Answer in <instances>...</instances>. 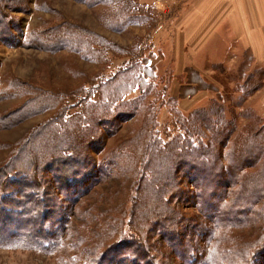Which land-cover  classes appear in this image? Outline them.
<instances>
[{
  "label": "rangeland",
  "instance_id": "rangeland-1",
  "mask_svg": "<svg viewBox=\"0 0 264 264\" xmlns=\"http://www.w3.org/2000/svg\"><path fill=\"white\" fill-rule=\"evenodd\" d=\"M189 1L0 0V166L18 154L19 149L22 154L18 155V161L22 166H26L30 150L38 164H43L45 153L53 150L51 144L59 136L58 124L81 111L85 90L101 87L135 63L149 69L144 73L149 76L147 82L158 92L156 96L150 94L149 98L157 100V132L164 142L182 132L175 111L192 119L196 113L209 110L206 118L201 117L208 134V119L218 117L213 109L219 106L221 119L233 126L228 144H217L224 152L233 150V142L239 140L251 115L264 125V58L256 59L250 48H243L241 58L234 59V54L239 55L237 46L234 49L225 28H221L213 40L211 35L210 43L203 47L197 44L199 48L189 58ZM193 1L200 5L202 0ZM130 14L133 16L129 17ZM220 14L223 17L224 12ZM198 15L201 16L202 11H195V16ZM197 21L195 24L199 27L201 20ZM76 42H82L85 47L89 43L90 47L86 50L79 44L80 50ZM140 93V89L135 88L123 99L133 100ZM33 99L35 101H31ZM42 100L46 103L43 107ZM141 119L136 115L126 120L117 119L114 127L101 126L97 142L103 144L105 152L120 148L122 142L131 146ZM96 125L84 128L96 130ZM64 129L61 138L68 135L70 139L79 140L84 144L83 151L99 160L100 156L89 147L92 140L86 134L81 136V132L70 127ZM32 135H35L34 142L27 143ZM203 139H207L206 135ZM223 159L232 173L226 176V172L219 171V188L213 186L211 175L203 178L197 173L198 168H189V161H183L178 168L174 157L163 160L159 179L169 177L174 187L179 186L184 191V199L173 203L184 219L193 222L203 216L204 209L218 208L216 201L225 192L221 184L235 181L240 170L237 162L227 161L226 155ZM249 162L248 170L257 171L262 165L257 163V158ZM52 169L39 170L38 181L60 202L56 209L50 208L49 215L56 218L62 214L59 230L66 239L82 237L83 243L78 245L81 248L101 249L109 240V226L114 217L123 213L124 203H130L131 180L110 173H99L93 178L91 170L81 180L70 178L67 184L73 188L67 185L60 188ZM78 169L85 172L84 168ZM13 181L12 175L0 177L2 188L14 189L18 183ZM159 183L162 182L159 180ZM82 184L85 185L79 192ZM8 191L5 193L9 195ZM199 193L204 196L196 197ZM176 228V233L189 238V232L184 233L182 226ZM237 233L246 240L254 236L250 229ZM165 234L160 229L152 239L154 246L161 247V251H154L159 262L182 264L177 251L165 247L169 233ZM3 240L0 238V264H64L66 256L74 253L69 241V246L63 245L58 251L44 252L12 247ZM117 250L105 264L131 261L149 264L148 259L131 260L134 256Z\"/></svg>",
  "mask_w": 264,
  "mask_h": 264
},
{
  "label": "trees",
  "instance_id": "trees-1",
  "mask_svg": "<svg viewBox=\"0 0 264 264\" xmlns=\"http://www.w3.org/2000/svg\"><path fill=\"white\" fill-rule=\"evenodd\" d=\"M74 44L80 50L79 44L86 50L90 47L89 43L85 44L86 47L82 42ZM146 70L149 69L144 64L135 63L120 71L112 80L104 82L101 87L85 90L84 98H81V111L58 124L59 136L51 144L53 150L45 153L43 164H38L30 150V158L26 160V166H22V162L18 161L22 154L19 149L18 154L0 166V177L12 175L18 183H14V189L10 186L2 188L3 183H0V238L12 247L44 252H55L63 245H70L74 253L66 256L64 264H105L106 259L115 256L116 249H119L118 252L125 251L126 256H134L131 260L141 257L148 259L149 264H162L155 254L161 251V247L152 244L155 233L161 229L166 232V236L169 233L165 247L175 249L182 264H264V125L261 120L251 115L249 123L239 134V140L233 142V150L224 152V149L217 148V144H228L233 126L231 122L221 119L219 106L212 107L218 117L208 119V134L203 129L201 117L206 118L210 114L209 110H204L202 114L196 113L192 119L184 118L175 111L182 132L169 142H164L157 132V100L149 98L150 94L156 96L158 92L152 83L147 82L149 76H145ZM135 88L140 89V95L124 101L123 97ZM46 97L45 94L44 99ZM42 101L43 107L46 103ZM136 115L142 117V122L131 140L133 144L126 146L122 142L120 148L105 152L103 144L97 142L100 140L101 126L114 127L117 119L126 120ZM93 123L97 124L96 130L84 128ZM68 127L81 132V136L86 134L92 140L89 147L100 156L99 160L89 157L79 140L70 139L68 135L61 138L65 134L64 128ZM204 135L206 140L203 139ZM34 139L35 135H32L27 143L34 142ZM225 155L227 161L239 164L236 180L221 184L225 192L216 201L217 209H204L203 216L193 221L195 223L184 219L177 206H173L175 200L184 199V191L179 186L174 187L169 177L163 181L159 179L160 169L164 167L163 160L174 157L178 168L187 160L189 168H198L197 173L203 178L211 175L213 186L219 188L217 181L221 172H226V176L232 173L229 164L224 163ZM252 158L262 163L257 171L247 169ZM79 167L84 168L85 172H80ZM51 169L57 175L60 188L63 185L73 188L67 184L69 179L86 178L87 172L91 170L93 178L99 173H110L131 180L130 203H124L123 213L114 217L109 226V240L101 249L81 248L78 245L83 243L82 237L66 239L59 230L62 214L56 218L49 215L50 208L56 209L60 202L53 199L48 187L38 181L41 176L39 170L44 172ZM83 185L78 188L79 192ZM6 190H10L9 195L5 193ZM49 195L53 197L51 200ZM197 196H204V193ZM175 226H182L184 233L189 232V238L176 233ZM247 229L254 234L251 241L237 233ZM128 264L134 263L131 261Z\"/></svg>",
  "mask_w": 264,
  "mask_h": 264
},
{
  "label": "crops",
  "instance_id": "crops-1",
  "mask_svg": "<svg viewBox=\"0 0 264 264\" xmlns=\"http://www.w3.org/2000/svg\"><path fill=\"white\" fill-rule=\"evenodd\" d=\"M190 1L189 58L199 48L197 44L203 47L210 43L221 28L226 29L234 49L237 46L239 55L234 54V59L241 58L243 48H250L256 59L264 58V0H202L200 5ZM195 11H202V15L196 17ZM199 19L201 25L197 27Z\"/></svg>",
  "mask_w": 264,
  "mask_h": 264
}]
</instances>
